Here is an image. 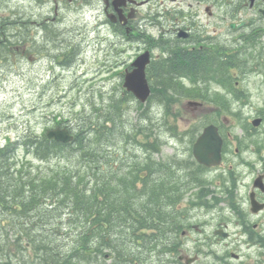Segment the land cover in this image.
I'll list each match as a JSON object with an SVG mask.
<instances>
[{
  "label": "trees",
  "instance_id": "16d2710c",
  "mask_svg": "<svg viewBox=\"0 0 264 264\" xmlns=\"http://www.w3.org/2000/svg\"><path fill=\"white\" fill-rule=\"evenodd\" d=\"M41 1L46 3L48 0H38ZM29 24V21L19 23L18 20L2 19L0 67L11 55L45 50L35 44L34 35L28 31ZM42 27L48 40L55 34L60 36L53 27ZM31 45L33 50L29 49ZM64 49L66 64L71 65L76 50L67 45ZM263 56L261 54L259 58ZM226 65L233 66L224 61L223 66ZM164 67L176 69L173 63L164 64ZM181 75L192 85L179 82L175 77L169 78L170 84L166 85L158 80L152 67L148 70L152 96L144 111L150 112L152 104H158L163 109L164 126L176 130L169 121L179 119L182 110H175L174 106L181 105L185 99L214 104L220 113L231 109L228 96L197 82L208 76L202 65L185 68ZM223 75L219 82L227 79L225 72ZM224 87L233 96L235 94L236 99L243 100L237 89ZM132 100L136 102L132 94L123 92L110 96L102 106L94 105V117L79 113L73 143L52 141L48 139L47 131L39 134L31 130L22 142L13 143L9 139L4 147L0 146V264H102L101 259L106 262L104 258L108 256L111 264H143L151 255L159 259V264H169L171 261L163 262L162 257L169 253L174 259V255L179 254L181 246L168 243L166 235L189 211L180 209L178 204L183 198L185 181L176 178L171 164L154 158L152 152L161 150L159 139L151 142L147 135L141 144L151 151V155L148 154L145 162L135 160L128 165L122 160L119 164L104 148L109 141L106 140L108 133L122 118L125 119ZM143 107L140 104V109ZM153 110L154 107L152 113ZM213 122L218 123L219 118L200 120L191 132V141L195 140V131ZM66 123L64 119L56 120L57 126L67 127ZM19 148L40 162L55 158L68 162L60 169L40 175L32 167L25 168L24 162L19 163L16 156ZM188 166V179L201 183L197 172L203 167L196 166L194 161ZM60 214L68 216L73 224L67 225V230L76 232L75 238L58 243L55 234L66 226L54 231L48 226L58 221ZM73 226L76 230L71 228ZM25 250L31 252L29 258L25 256Z\"/></svg>",
  "mask_w": 264,
  "mask_h": 264
},
{
  "label": "rangeland",
  "instance_id": "374dc122",
  "mask_svg": "<svg viewBox=\"0 0 264 264\" xmlns=\"http://www.w3.org/2000/svg\"><path fill=\"white\" fill-rule=\"evenodd\" d=\"M101 2L102 0H84L82 3L70 4L62 0H48L47 3L41 4L38 0H0V23L4 18L18 20L19 23L29 21L28 31L34 35L35 44L45 47L42 53L11 55L0 67V146H5L9 139L13 143L22 142L23 137L31 130L41 134L56 128V120L64 119L67 121L65 125L72 127L76 133L79 113L94 117V105L102 106L109 101L110 96L121 95L126 91L121 72L136 59L138 44L120 42L118 38L109 41ZM42 26L53 27L60 36L55 34V37L48 40ZM112 44L117 45L113 47ZM66 45L76 50L75 61L71 65H67L63 57ZM29 49L33 50L32 45ZM243 88L250 93L251 101L245 112L264 114V74L262 77L251 75ZM133 101L130 102L129 111L125 113V119L122 118L108 133L106 140L109 141L104 145L108 153L114 155L119 164L122 161L126 165L138 160L145 162L151 151L146 149L141 141H146L148 135L151 142L156 137L162 142L161 153L154 156L158 161L188 160L190 152L187 139L174 137L170 127L164 126L163 109L157 105L152 114V107L156 104L150 107V112H145ZM187 101L184 100L180 105L181 118L176 121L171 118L169 123L181 133L187 131L191 124L198 122L202 115L200 108L186 106ZM259 128H262V125ZM237 132H240V129ZM259 138L260 142H264V136ZM16 156L19 163L24 162L25 168L32 167L40 175L60 169L68 162L58 158L40 162L32 156L28 157L25 150L20 148ZM182 170L179 164H176V174L184 178L186 174ZM214 176L208 174L210 178ZM213 212L200 208L191 209L186 223L191 220L199 226L207 224L208 233L217 223V216L214 217ZM43 223L47 224V220ZM62 225L66 227L55 234L58 243L75 238L76 231L67 230V225H73L68 216L60 214L58 221L48 227L54 231ZM75 227L71 228L76 230ZM7 230H11V227H7ZM183 239L186 247L184 253L190 254L195 252L196 246L199 245L197 239L201 238L197 232L192 231ZM203 246V250L208 253L201 256L195 264H215L214 256L209 254L210 246ZM216 250L221 253L219 248ZM246 252L253 260L260 257L264 261V249L247 248ZM30 254V251L25 250L26 257L29 258ZM104 260L106 262L101 259L102 264L112 263L109 256ZM162 260L170 261L165 255ZM159 263L155 255L143 261V264Z\"/></svg>",
  "mask_w": 264,
  "mask_h": 264
},
{
  "label": "flooded vegetation",
  "instance_id": "af4514ba",
  "mask_svg": "<svg viewBox=\"0 0 264 264\" xmlns=\"http://www.w3.org/2000/svg\"><path fill=\"white\" fill-rule=\"evenodd\" d=\"M67 1L71 4L74 0ZM101 5L110 42L112 38L134 42L138 44V56L150 52V67L166 85L171 77L187 80L181 75L185 68L200 65L208 71L210 84L222 79L223 72L225 77L233 72L232 77L237 79L238 67L234 71L232 67L222 70L221 57H233L239 52V45H251L253 40L262 44L264 39V0H102ZM172 63L175 70L164 67ZM239 79L227 85L238 88L247 82L243 76ZM261 118L262 128L240 132L230 128L232 123L225 118L226 125L219 130L224 140L222 163L207 170L215 175L207 185L199 183L200 195L209 189L215 200L213 213L217 223L209 234L207 224H192L189 230L184 226L187 230L180 233V227L173 226L168 233L170 242L195 231L201 238L197 239L199 244L214 250L215 264H264L262 258L253 260L246 252L247 248L264 249V142L259 141L264 135V118ZM191 194L187 192L188 197ZM198 253L202 251L199 249Z\"/></svg>",
  "mask_w": 264,
  "mask_h": 264
},
{
  "label": "water",
  "instance_id": "95a60500",
  "mask_svg": "<svg viewBox=\"0 0 264 264\" xmlns=\"http://www.w3.org/2000/svg\"><path fill=\"white\" fill-rule=\"evenodd\" d=\"M149 62V53L140 56L134 63L135 69L126 74L124 83L125 88L142 102H146L151 95V87L146 74ZM189 105L197 106L199 103L191 102ZM47 135L49 139L64 144H68L74 140V136L67 128L52 129ZM222 144L223 141L217 127L209 126L195 144L194 155L200 163L206 166L218 165L222 160Z\"/></svg>",
  "mask_w": 264,
  "mask_h": 264
}]
</instances>
